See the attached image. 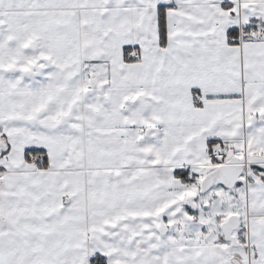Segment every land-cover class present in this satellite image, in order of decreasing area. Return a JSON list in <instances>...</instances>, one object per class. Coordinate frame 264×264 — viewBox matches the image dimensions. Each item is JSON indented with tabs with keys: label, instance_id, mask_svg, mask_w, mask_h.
I'll return each instance as SVG.
<instances>
[{
	"label": "snow or ice",
	"instance_id": "snow-or-ice-1",
	"mask_svg": "<svg viewBox=\"0 0 264 264\" xmlns=\"http://www.w3.org/2000/svg\"><path fill=\"white\" fill-rule=\"evenodd\" d=\"M0 264H264V0H0Z\"/></svg>",
	"mask_w": 264,
	"mask_h": 264
}]
</instances>
